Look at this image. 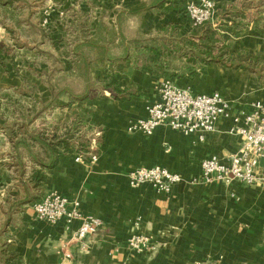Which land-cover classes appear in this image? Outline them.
Instances as JSON below:
<instances>
[{"label":"crops","instance_id":"obj_1","mask_svg":"<svg viewBox=\"0 0 264 264\" xmlns=\"http://www.w3.org/2000/svg\"><path fill=\"white\" fill-rule=\"evenodd\" d=\"M9 1L12 0H0V15L8 19L14 13L18 23L0 22L3 31L28 29L25 17L29 15L38 22L41 20L43 8H30L31 11L23 8L30 0L6 5ZM162 1L170 3L164 4L162 10H149L156 0H51L49 4L56 10L47 30L51 36L49 47L53 48L51 52L62 69L60 89L67 83L74 94H82L86 89L82 78H71L68 74L72 65L66 58L64 44L70 32L75 37L80 35V23L85 18L92 36L103 22L114 37V43L106 44L105 48L85 49L93 62L90 75L97 83L116 73L109 60L122 59L130 42L152 35L167 24L166 18L175 19L177 15L168 24L184 20L183 28L191 32L180 4L173 5L176 0ZM60 11H64L63 17L59 16ZM252 25L238 38L233 36L232 27L226 31L230 55L245 51L264 56V33L255 31ZM27 58H35L37 66L26 71L18 62L19 76L12 64L0 63V97H6L8 100L3 101L12 105L13 91L22 88L21 78L30 80L37 91L24 101L29 108L36 103L41 116L29 125L26 121V127L29 134L45 131L47 137L56 134L71 138L76 127L74 113L86 111L85 116L90 119L88 127L102 133L98 162H78L73 155L61 156L54 168L45 170V192L56 191L70 200H79L82 213L100 218L104 227L98 234L78 241L74 238L78 222L66 230L64 221L50 223L39 219L33 204L26 203L30 195L21 178L18 182L27 205H21L6 221L0 232V254H15L21 264H264V183L246 186L237 182L225 185L201 181V166L206 158L217 156L229 163L243 146L244 138L231 130L245 126L244 115L251 111L254 102H264V87L257 77L214 64L205 74L174 79L180 87L191 88L196 93H220L230 103V117L220 119L215 132L206 134L204 141H200L196 134L185 135L166 125L152 136L128 132L132 122L147 117L149 104L160 101L158 89L163 78L129 65L119 80L121 91L128 98L118 100L105 92L99 98L73 102L65 89L54 99L52 82H45L46 74L54 72L57 66L53 60L46 62V57L39 54ZM10 121L6 123L8 128L15 124L13 118ZM63 126L69 132L60 135L57 128ZM10 139V134L0 133V142L6 146L5 157L11 156L6 167L14 171L18 168V154ZM18 152L23 157L29 156L24 147H19ZM28 159L27 178L33 168ZM12 162L15 164L11 165ZM154 166L179 174L182 182L170 193H160L150 185L136 188L129 185V173ZM258 176L264 179V161ZM134 234L153 237L157 251L144 255L130 252L127 241Z\"/></svg>","mask_w":264,"mask_h":264},{"label":"trees","instance_id":"obj_2","mask_svg":"<svg viewBox=\"0 0 264 264\" xmlns=\"http://www.w3.org/2000/svg\"><path fill=\"white\" fill-rule=\"evenodd\" d=\"M245 2L248 0H235L232 2H222V17L223 24L226 23L227 17H230L238 22L247 18V12L250 11ZM261 9L256 10L257 15L253 17L251 23L255 31L264 33V0H259ZM13 4V0L6 3V5ZM162 0H156L151 9H164ZM9 18H15L14 13H10ZM88 18V17H87ZM88 19H84L80 23V35L75 37L71 32L67 39L64 40L66 47V58L70 61L72 68L68 72L71 78H82L86 82V89L82 94H74L69 88L68 83L65 87L60 89L63 85L59 80L62 74L60 63L53 60L56 64L54 72L47 73L45 82H52L54 91V99L61 93L68 91L72 97L73 102H79L86 99L99 98L109 92L114 98L124 100L129 97L127 93H123L120 88L121 73L126 66L132 65L145 73H150L159 78L183 79L193 78L195 75L205 74L207 68L211 65H219L226 69L242 70L250 75L258 78L260 85L264 87V56L251 55L248 52H240L237 55H230L228 49V41L223 40L219 29H214L210 26V22L203 25L201 28L192 30L188 35L182 33L183 24H171L160 26L156 32L152 33L150 37H141L130 42L125 50V55L120 60H109L112 67L116 69L114 75H106L101 83H97L90 75V65L93 63L85 49L105 48L106 44L112 45L114 37L106 24L99 23L96 29V35L92 36L89 30ZM234 26L233 36L238 38L246 31L245 29L237 30V25ZM216 36V37H215ZM81 40V41H78ZM76 42V43H75ZM0 54L4 57L0 61L2 65H6L8 61L14 66V70L19 76L17 63L14 55L10 53L3 44H0ZM45 55L46 53H38ZM6 61V62H5ZM175 62H180L179 73L174 69ZM22 88L15 91L12 104L14 105V114L18 121L23 123H15L10 128L11 143L14 151L18 154V173L20 177L25 180L27 191L30 195V200L27 204L34 201H39L45 192V170L54 168L63 155H73L75 157H87L91 152L92 142L94 139L99 144L100 138H96V132L92 135V140L89 141H75V139L67 136L53 135L46 136V132L34 131L33 134L28 133L26 121H36L41 115L37 110V104L34 103L30 108L25 104L26 97H33L37 88L32 82L26 78H21ZM65 89V90H64ZM74 122L76 127L88 123L85 116L87 113L75 112ZM90 120V119H89ZM18 128V129H17ZM20 135H23L21 138ZM24 147L28 149L29 156L23 157L18 148ZM34 149H39L42 152H35ZM33 164L31 175L25 179L27 175L26 160ZM0 264H21L19 257L15 254H0Z\"/></svg>","mask_w":264,"mask_h":264},{"label":"built area","instance_id":"obj_3","mask_svg":"<svg viewBox=\"0 0 264 264\" xmlns=\"http://www.w3.org/2000/svg\"><path fill=\"white\" fill-rule=\"evenodd\" d=\"M55 10L54 6L43 9L40 26L44 30L50 27ZM216 10L215 0L189 1L184 8L192 30L211 22ZM59 16L63 17L64 11H60ZM158 93L160 101L146 107L147 117L132 122L128 127L129 133L152 136L158 128L166 125L185 135L196 134L200 141H204L206 134L215 132L220 119L230 117V103L220 93H196L191 88L180 87L171 78L162 80ZM244 123V127L231 130L232 134L244 138V144L229 163L222 162L217 156H210L202 162L201 181L204 184L220 182L230 185L237 182L253 186L264 183V179L258 176V169L264 161V102L257 101L251 105V111L244 115ZM101 136V132L96 133V138ZM91 150L87 157L79 156L76 161L97 163L99 154L96 139L92 142ZM128 181L133 188L150 185L160 193H170L175 185L182 182V177L161 166H154L132 171L128 174ZM33 209L41 220L50 223L64 221L66 230L78 222L80 225L74 235L78 241L98 234L104 227L100 218L82 213L79 200H70L56 191L45 193L34 203ZM127 248L138 255L157 251L153 237L143 234L131 236Z\"/></svg>","mask_w":264,"mask_h":264},{"label":"rangeland","instance_id":"obj_4","mask_svg":"<svg viewBox=\"0 0 264 264\" xmlns=\"http://www.w3.org/2000/svg\"><path fill=\"white\" fill-rule=\"evenodd\" d=\"M13 4L16 2H20L18 0H13ZM51 0H43V3L41 1H37V0H30V2L28 1L27 5L23 4V8L25 7L26 9L28 8L30 10V8L34 9V8H47L49 6H54L52 4H49ZM189 1H196V0H184V2L181 4L178 0H176L175 4L173 5H178L180 10H183L185 8V4ZM231 1V0H230ZM216 2V14L214 16V19L210 22V26H212V28L214 29H219V33L222 35L223 40L228 41V35L225 34L226 31L228 29H230L231 27L234 29L233 25H237L236 29H245L248 30L251 26V21L253 19V17H255L257 15L256 10L261 9V5L259 3V0H248V2H245L248 9L250 11L247 12V18L244 20H240L239 22L237 20H234L230 17H227V19L225 20L226 23L228 24H223L224 22V18L222 17V12H221V4H222V0H215ZM164 4L166 3H170L169 1H165L163 2ZM172 5V4H171ZM55 7V6H54ZM263 8V7H262ZM20 10V9H19ZM19 10L17 11L16 15L20 16V12ZM149 10H157V9H149ZM31 11V10H30ZM259 11V10H258ZM155 13V11H153ZM15 15V14H14ZM1 16V15H0ZM176 17H178L177 15L174 16L175 19H177ZM25 23L26 26H28V29H23V30H11L8 29V31H3L0 28V44H3L7 49L10 50L11 55L13 54L15 57V62L18 64L21 63V65L19 67H22V69H25L26 71L29 70H33L34 68H36L37 63L35 58H32L31 60H29L27 58V55H38V53H45L44 55L46 57L45 61H52L55 59V55L54 53H52V49L49 46L51 45L50 43V31L49 30H43V28L40 26V21L38 22V19L35 17H32L31 15L26 16L25 17ZM171 18L169 17L168 19H165V25H171V24H175V23H169V20ZM175 19H171L175 21ZM8 21V22H7ZM18 21V20H17ZM15 18H9L6 19V17L3 15L0 17V22H2L3 25H5L4 23H8L9 25H12V23H15V25H17V22ZM184 20H180L179 22H176V24H183V27L185 26ZM164 25V24H163ZM157 29L154 31L156 32ZM153 33V32H152ZM182 33L184 35H188L190 33V31L186 30L183 28ZM150 35H148V37H150ZM216 37V36H215ZM43 41L45 43H43ZM229 44V49H230V43ZM42 45V46H41ZM49 48V49H48ZM228 49V51H229ZM1 55V54H0ZM25 58V59H24ZM56 60V59H55ZM3 61V59H2ZM6 62V61H5ZM10 63L7 61L6 65H9ZM26 66V67H25ZM60 66H58L57 69H59ZM174 69H177L179 71V73H182L184 71L180 70V62H175L174 64ZM171 78V77H170ZM179 80V79H176ZM4 84V83H3ZM177 84V82H176ZM4 95V94H3ZM15 91H13V96L15 97ZM0 133L1 134H5V133H10V128H8V126H6L7 121H9L8 124L11 123V118L14 119L13 123H23V121H18L17 117L14 114V105H7L6 97H0ZM8 100V99H7ZM10 102V101H9ZM12 107V112L9 111L8 108ZM89 121V118H87ZM15 125V124H13ZM18 129V128H17ZM57 130L59 131V134L62 135L63 133H68V127L67 126H63V127H58ZM56 130V131H57ZM55 131V130H54ZM33 132V131H32ZM96 130H92L91 127H88V123L86 122V124H83L80 127H75L72 131V136L71 138L75 139V141H89L92 140V135L93 133H95ZM97 133V132H96ZM53 134V133H51ZM102 137V136H101ZM5 144L3 142H0V232L3 231L4 226L6 224V221L8 220V218L11 216V214H13L14 212H17V209L21 206V205H25L26 202V198L23 196L24 195V190L23 188L20 187V183L18 181H21V177L20 174L18 173V169L19 167L14 170L11 171L10 169H8L6 166L11 163L10 158L9 157H5L4 151H5ZM16 163V161H15ZM15 163L12 162L11 165H14ZM18 161L16 166L18 165ZM28 175V174H27ZM26 175V176H27ZM25 176V179H27V177ZM26 203H25V202ZM24 202V203H23ZM36 201L29 203V204H33ZM27 205V204H26ZM32 205V207H33Z\"/></svg>","mask_w":264,"mask_h":264}]
</instances>
